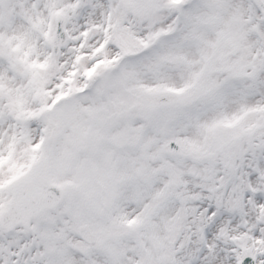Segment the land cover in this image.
<instances>
[{"label": "snow or ice", "instance_id": "6c2138e0", "mask_svg": "<svg viewBox=\"0 0 264 264\" xmlns=\"http://www.w3.org/2000/svg\"><path fill=\"white\" fill-rule=\"evenodd\" d=\"M0 264H264V0H0Z\"/></svg>", "mask_w": 264, "mask_h": 264}]
</instances>
